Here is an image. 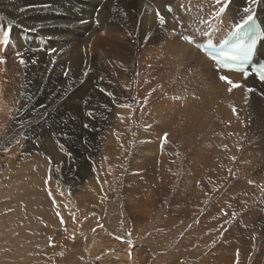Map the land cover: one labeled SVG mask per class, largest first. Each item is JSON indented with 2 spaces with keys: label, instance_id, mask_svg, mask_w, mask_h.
<instances>
[{
  "label": "bare ground",
  "instance_id": "bare-ground-1",
  "mask_svg": "<svg viewBox=\"0 0 264 264\" xmlns=\"http://www.w3.org/2000/svg\"><path fill=\"white\" fill-rule=\"evenodd\" d=\"M100 1L101 0H0V49H4L3 51H0V56H4L5 58V63L0 64V134H1L0 144L2 145L7 139L9 141L10 138L11 139L21 138L19 142L20 143L24 142L23 144L24 150L31 151L32 157L30 156V159L34 160V162H36L35 160H37V162L39 163L42 162L44 163L46 162L47 158L50 157L54 168L52 171H49L48 173L49 174L52 173L56 183L58 184L60 183L61 186H63V184L65 183H70L71 178L69 177V174H71V172H73L74 170L71 171L70 167H68V164H75V161H77L78 156L82 157L83 159V166L85 168L84 172L89 171L88 169L91 168L89 164L91 163L92 160L90 158L87 159V157L92 156L93 153L92 149L94 147V138L96 135L95 132L96 129H98L99 127L98 119H101V121H103V119L109 116V111L114 107V105H112L110 102L112 98L107 97L106 92L112 91L111 88L113 89L119 88V92H120L122 90L121 89L122 85H130V87L128 88L135 87L136 83H134V79L131 77L133 76L135 71L134 68H135L136 56H134L133 53L136 52L137 50H141L140 51L141 54L146 55L149 52L151 53L154 50H158L159 48L157 47L158 46L157 44H156L157 46H155L154 49L152 48L153 49L152 51H150L151 49H149L148 46L151 45L154 41H156L155 38L159 32L160 33L163 32V34H165V37L164 38L161 37L162 38L161 39L160 38L161 34L159 33L160 34L158 35L159 38H157L160 40H164L165 42L163 46H160L163 47L162 48L163 53H161L162 59L160 58L161 55L158 56L159 61L162 60L159 64L164 66V68L162 69L167 68L169 72L176 74L174 76L177 77L181 76L182 78L189 79L190 81L194 82V84L199 83L200 85H203L205 89H209L211 92L214 93H218L222 89H225L227 86L225 85V83H221L219 81L218 76L221 73H218L217 71L214 70L213 62L206 55L200 53V51L196 50V48L193 46L189 48V46L186 43L178 39V36L166 35V33L171 32L173 28H176L177 26L175 25L172 19L173 16L175 15L177 16V18L181 20V22L184 25H193V27L203 28L204 25L196 24L194 22L198 18H203L207 21L208 19H210L209 22L213 20L212 13H214L216 6L212 7V4L210 2L211 1L214 2L215 0H109L106 1L102 6V8L100 9V11H98V13L94 15L95 7L100 3ZM167 3H170L173 7L172 16L168 14L164 9V5ZM198 4L200 8L204 9L206 6H208V9L202 10L203 12L200 13V15L195 14L197 11L195 10L196 12H193L194 9L192 10V7L195 5L194 7L197 8L196 6ZM230 5H231L230 7L231 10L227 8L225 13L223 14L222 19L216 20L215 24L212 27L214 29H217L221 33H225L226 31L232 29L233 24L238 22L240 18L244 16L242 8L245 6V1L244 3H242L241 0L239 2L233 0V2ZM260 7L264 8V5H261ZM21 8L34 9V11L27 10L22 13L20 12ZM157 9H159L162 12V14L166 13V20H167L166 29H162L161 26L159 25V22L155 16V11ZM260 18H264V12L260 13V16L257 18V20L259 21ZM97 19L101 22L100 24L96 23ZM217 24H222L223 30L217 28L215 26ZM33 26H35L36 30L30 31L29 29H31ZM262 28L264 29V25H262ZM4 31L10 32L9 45L7 46L4 45L2 42ZM188 32H190L189 34H191L192 28H188L187 33ZM129 33H132V35H129ZM146 34H150L153 37L150 43L145 41ZM199 36H200L199 33H197L196 37L202 38ZM262 42H264V39L263 41L260 42L259 46L257 47V52L258 50L264 48V44H262ZM45 46L55 47L58 49L55 53L52 54L57 57V60L54 64L51 63L52 55H49L45 50H42L45 49ZM28 49H35V52L34 53L29 52ZM60 49H63V52H61ZM16 51H22L24 53V58L26 61H28L26 66H22L19 64L18 62L19 58L14 54ZM153 54L155 53H152L151 55ZM157 54L155 58L156 60H157ZM147 56L149 57L150 55ZM150 58H153V56L152 57L150 56ZM31 59H36L37 63L33 65L30 62ZM155 59L153 61H155ZM121 65H123V67H121ZM177 65H179V67H177ZM65 71L69 72L68 77L62 76V74ZM84 71H89L90 78L84 77L83 75ZM164 72L166 73V70ZM101 76H104L105 79L101 80L100 79ZM126 76L129 78L128 80L126 79L127 78ZM228 76L232 78L233 81L235 78H237L234 74H228ZM165 78L167 80V77ZM61 80H63L64 83H61ZM166 80L164 81L165 86H166V82H168V80L167 81ZM110 81L111 84H109ZM177 82L179 83L180 81L178 80ZM171 84L172 82L170 83V85ZM175 84L177 85V83ZM243 84L250 87L253 84H255L256 86L259 87L258 88L259 90H263L264 88L263 84L255 83L252 77L247 79ZM68 85H71V88H75V89L87 88L88 96L91 97V100L88 105V109L94 111V113L97 114L95 117L90 118L89 123H92L94 125L93 128L85 129L83 128L82 124L77 123L75 122L76 120L72 119L76 115H81L80 112L82 111L79 112L78 111L79 109L71 104L72 103L70 100L71 95L65 96L66 102H62L60 97L55 95V93H57L55 92V90L48 91L47 93L48 95H46L45 94L46 92L44 91V95H43L42 88L59 89V88H67ZM168 86H169V82H168ZM171 86L168 88H171ZM22 88H36V89L28 90ZM100 88H104L105 93H101L99 91ZM172 89L174 90V88ZM166 90H164L162 94ZM259 90H255L249 93V98L252 102L253 101L256 102V100L257 101L259 100V98H257L259 95ZM123 91L125 95L128 94L130 97L132 96L136 97L134 91L132 90L131 92V89L130 90L123 89ZM169 91H171V89L170 90L168 89L167 93ZM242 92H243L242 87L236 88L232 91L234 95L242 94ZM167 93L163 95H167ZM172 94H174V92H172ZM159 95L161 94H158V96ZM171 95H169V97ZM75 96L77 95L75 94ZM139 97L142 99L144 98L143 93L140 90L138 94V98ZM181 97L182 100H184L183 98L185 96L183 97L182 95ZM84 98H86V96ZM116 100L117 103L128 102L126 99L121 100L120 98L118 99V97H116ZM171 100H175V96L174 99H172L171 97ZM242 101L243 100H241L240 102ZM191 103L189 104V106L191 105ZM105 104H108L109 106L107 110H105L103 107H101V109L100 107H96V105L102 106ZM188 104L186 103V106ZM226 104L227 103H225V105ZM42 105L44 107H41ZM247 105H249V103ZM182 106L184 107V105ZM235 107L237 108V106ZM184 108L186 109V107ZM188 108L191 109L190 107L187 106V109ZM115 111H116L117 125L112 130L109 131V135L111 134L113 137L120 138L123 141L122 142L123 150L121 152V155L125 156L129 154L130 151L135 152L136 154L143 153L145 158L149 160L148 161L149 165L146 168L148 171H152V172L155 171L156 173L157 170L164 168V166H166V163H168V160L163 165L157 162L158 161V157H156L157 154L156 156L152 157L153 154L151 155V152L152 151L155 152L156 147L151 148L150 143L144 141L148 139L140 135V141H144L145 144H142L141 146L138 144L136 135L139 136L138 134V130L140 128L139 124L143 119L141 115L140 116L138 115V117L140 118L137 117L136 120H133L129 115V111L127 109L117 108ZM45 112L48 113V115H44ZM240 113H242L241 115H245V112L243 114L241 110ZM234 115L237 116L236 114ZM121 116H123V120H121L120 118ZM246 116L247 115H245V118ZM153 117L155 118V116ZM234 119L232 118L233 121ZM135 121L137 122V124L140 121V123L136 125V127H135V123H136ZM154 122L156 123L155 120ZM62 133H66L67 135H63ZM133 133H135V135H133ZM59 136H61V139H59L60 138ZM133 137H134L133 144L132 146L129 147V139ZM81 138H83L84 141L88 142L87 147L82 142ZM59 143H63L65 145L64 151L60 150ZM16 149L15 151H17L19 148L17 150ZM19 150H21V148ZM69 151L73 153L74 159L68 157L67 153ZM9 152L8 154H10ZM230 152L231 154L228 156V160L232 162L233 165H235L236 160L235 161L232 160L231 157L235 156L236 159H238V156L236 155L237 152L236 151L234 152L233 149ZM26 155L28 154L26 153ZM4 156L6 157V155ZM45 156L47 158H45ZM42 157L43 159H41ZM162 157L164 158V155ZM24 161H28V160L27 159L25 160L24 158ZM160 161L162 162V158ZM252 161H254V164L256 163L255 160ZM143 164H140V166H143ZM168 165L169 164H167V166ZM197 168L200 169L202 168V170L200 171H202L204 174H206L207 171H209L208 175H206V177L208 178L205 179L203 177L204 174L203 175L197 174L198 176L195 175L196 179L192 180V181L197 180L198 184H202L204 185V187L207 188V190H205L204 187L200 186L201 189L200 192L199 193L196 192L197 195L196 198H198L197 200L199 202V206L203 207L200 208L202 210L205 208V206H208L211 201H214V199L219 196L218 192L216 193L212 192V188L216 185H219L216 182L218 178L217 177L218 171L217 173L211 172V170L213 169L209 170V168L207 169L205 165H202V167L195 166V168L193 169L197 170ZM47 170L48 169L46 168V170L44 171L46 172ZM38 174H41V171L39 169L35 171L32 175L31 174L30 175L34 177V175L36 176ZM165 175L167 176L168 174ZM77 178H81V176L77 175ZM139 186L142 187L140 183H138V186L136 185L133 187L136 188V190H140L141 188L137 189V187ZM246 186L240 189L241 190L240 196H242L240 199H243L241 201V207L243 208L244 206L242 203L244 200L248 201L250 207L246 213L241 212L240 215L237 216L239 222L241 221L240 226H235V225L233 226L232 231L234 232V234L236 233V236H234L235 238L232 239L231 242L229 243L230 244L232 243V245L237 244L236 247L241 248V251L238 254V264H264V216L260 217L261 220L256 219L255 216L260 214V210L258 209L259 211L258 210L255 211L253 208L255 212L254 211L252 212L251 206H253L252 204H254V200L257 193L255 194L251 190H249L250 192L248 193L247 190L251 189V187L249 186L246 187ZM94 188L95 185L92 186V189L94 192L95 191L97 192V189ZM238 190L239 189L235 188L233 191L232 189L231 194L238 195ZM205 191L209 192V195L212 197L207 205L204 204V200L208 199L209 195H206ZM243 193H247V196L242 195ZM120 194L118 196H120ZM147 198L148 195L146 194V199ZM149 198L150 201H152L150 203L151 205L152 203L157 204V201H154L152 199L151 194L149 195ZM69 199L65 198L62 199V201H59L57 198L56 200L53 199L54 202L57 204V208H59L57 210H59L61 213L59 217L55 215L57 218H60L59 221L60 224L58 226L55 222L56 220L54 221L55 218L52 213L53 211L50 212H48L49 210L45 211L46 217L41 215L44 219H48L49 222L46 221L47 225L50 224L52 225L50 229L49 226H47L46 228L47 232L46 233L44 232V234H46L47 236L46 244H45L47 246L42 250V252L47 253L49 257L53 256L54 258L55 257L59 258V259H54L56 264H152L153 263V262L150 263L147 262V258L141 256L143 251L141 249V246H139L140 245L139 243L142 241L146 242L148 238L146 239V238L138 237L139 236L137 230L138 227L136 226H138L139 224L137 222L136 223L134 222L135 226L134 225L131 226L133 228V234H135L134 236H137L138 239L140 238L141 241L140 240L134 241L131 245H129L127 243V234H126L127 232L122 233L121 231H119V229H116L117 227L115 228L114 224L112 223L111 220L109 221V219L106 220V222L103 221L102 217L106 215V217L108 218L110 216V212H112V209H114L115 205L112 204L113 203L112 201H111L112 203L109 204L107 203L108 205L106 203L102 205L103 203L102 202L101 203L102 206H100L101 208L98 207L100 208L101 211L100 213L101 214L104 213L103 216L101 214L99 215V213L97 214L96 212H93L91 209H90L91 211L89 210V212L91 214L96 213L95 215L82 214L84 213L82 211L81 214L73 213L74 214V215L72 214L73 216L70 214H69L70 216H68L64 212H67L68 210H72L76 206L79 207V205H76L74 201H71ZM106 199L108 198L106 197ZM233 199L236 200V197L234 196ZM46 203H48L49 205L50 204L49 200H46ZM121 203H125V201L122 200ZM231 205L235 207V204H231ZM236 207L240 208L238 206ZM117 209H120L119 211H123L122 209H124V207H122L121 205ZM226 209L229 210L228 208ZM124 216H127L128 220L130 216V218L131 219L133 218L135 221L142 218L141 214L129 215V211ZM85 217H87V219H85ZM61 218L64 221L63 223H61ZM194 220L192 224L197 226H202L203 223H197ZM51 221H53V223H51ZM202 221H204V219ZM256 222L257 224H259L258 229L256 226ZM98 223L103 224L104 228L103 229L98 228L97 227ZM79 224L81 225V227L79 226ZM127 225L128 227L130 226L128 221H127ZM92 229H95L94 234L97 235L95 239L92 237L93 236ZM174 231L175 230H172V233H174ZM218 232L219 231L216 228L209 227V231L205 229L197 237L194 236V233L192 232L188 233V235H186L185 237L183 236L180 237L182 239L179 240L182 241L179 244L181 245V247H183V249L185 248V250L190 246L191 243H194L193 246L194 249L190 251V255L191 253H193V256H191L190 259L191 261L194 262L192 264H222L223 257L221 252L222 249L221 247H219L220 242L217 237L219 236ZM71 236L72 237L75 236L76 238V240L73 243H69L71 240ZM117 236L124 237V239L118 240ZM253 236H255V239H253ZM131 238L132 241L135 239V237L133 238L132 234H131ZM168 239L167 241L163 242L166 244V248L164 251L166 256L165 258H162V260L159 261V264H175V261L171 262L172 260L171 255L173 256L174 254L173 251L177 249L176 247L178 246L177 244L178 241L174 243L175 239H173L172 242H170V240ZM214 240L215 243H213ZM148 241L153 243L152 239ZM148 241L146 244H149ZM233 241L237 243H234ZM253 245H255V247H253ZM145 247L147 246L145 245ZM143 249L145 248L143 247ZM249 252L251 253V256L250 258L248 257L249 259L247 260L245 254ZM259 254L261 256L260 258L257 257L259 256ZM231 256L232 257H230V259H227V261L229 262V260H231L230 264L231 263L237 264V253H235L234 251ZM183 257L181 255V258ZM37 261H40V263H36V264H42V263L53 264V261L44 262L41 259ZM32 264H34V262ZM153 264H157V263H153Z\"/></svg>",
  "mask_w": 264,
  "mask_h": 264
},
{
  "label": "rangeland",
  "instance_id": "rangeland-1",
  "mask_svg": "<svg viewBox=\"0 0 264 264\" xmlns=\"http://www.w3.org/2000/svg\"><path fill=\"white\" fill-rule=\"evenodd\" d=\"M236 1L239 2L240 0ZM244 1L245 0H241L242 3H244ZM232 2L233 0H230V4ZM210 3L212 4V7L216 6L215 1H211ZM230 4L228 9H230L231 7ZM194 6L192 7V10L194 9L193 12H199L195 13L198 15L203 12L202 10L208 9V6H206L204 9L200 8L199 4L196 6L197 8H195ZM174 17H176V15L173 16V21ZM209 20L210 19H208V21ZM159 33L158 35L161 34L160 38L165 37V34H163V32H161L160 34ZM158 35L155 38L156 41H158H154L151 44L152 46H148L149 49H151L150 51H152L155 46L158 45V50H154L151 53L149 52L150 54L148 53L146 55H142L140 52L141 50H137L133 53V55L136 56L134 68L135 71L133 74L134 77H131L134 79V83H136V85L134 88L124 89H131V92L133 90L136 95V99L142 102L143 99L140 97L138 98L139 90L143 93V97H145L148 95L151 89L156 88L158 84L164 85L163 90L157 88V91L149 97V103L144 107L143 111H141L139 105L135 104L133 109L127 110L129 111V115L133 120H136L138 115H141V117L143 118L141 123L140 121L138 122V124L140 123V128L138 130L139 136L136 135L138 144L141 146L142 144H145V142H147L150 143L151 148L156 147L155 152H151V155L153 154L152 157L156 156L157 154V162L163 165L168 160L166 166H164V168L160 170H157L155 173V171L152 172L146 169L149 165V160L145 158L143 153L136 154L135 152L130 151V153L127 154L128 156L121 155V152L123 150V141L120 138L113 137L111 134V136L109 135V131L117 125L115 110L119 107L116 106H114L109 111V116L103 119V121H101V119H98L99 127L95 132L96 135L94 138V147L92 149L93 153L92 156L87 157V159L90 158L92 160L90 163L91 165L89 164L91 168L88 169L89 171L84 172L85 168L83 166V159L82 157L78 156L75 164H68V167H70L71 171H74L69 174V177L71 178L70 183H65L63 184V186H61L60 183V185L56 183L52 173H48L54 168L50 157L47 158L45 156V158H47V163H39L37 162V160H35L36 162H34V160L30 159V156L32 157L31 151L23 149L24 142H21L19 144L16 143V141L21 140L20 137V139L16 138L17 140L10 138L8 141L7 139L2 144L3 146L0 144V264H32L33 262L34 264H36L40 263V261H37L39 259L43 260L44 262L53 261V264H56L54 259L59 258H54L53 256L49 257L47 253L42 252V250L47 246L45 245L47 236L46 234H44V232H47V226H49V229L52 227L51 224H46V221L49 222L48 219H44L42 217H46L45 211H53L52 213L55 218L54 221L56 220L55 222L57 226L60 224V218H57L59 217L57 213H61L59 210H57L59 208H57V204L54 202L56 198L59 201H62V199L65 198H70L69 200L74 201V203L76 205H79V207L81 205L80 208L76 206L74 209L64 212L68 216L72 215L73 213L81 214L82 211L84 212L82 214L90 215V209L97 214L99 213L100 215V206H102L104 203L109 204L113 202L112 204L115 206L114 209H112V212H110V216L107 218L104 213L101 214L102 216L104 215L102 217L103 221L106 222V220L109 219V221H112L115 228L117 227L116 229H119V231H121L122 233L130 232L133 235V238L135 237L133 242L140 240V238L138 239L137 236H134L135 234H133L132 226L134 225V222H137L139 224L138 226H136L138 227V237L146 239L148 238L147 241L150 239L153 240V243L148 241L149 244H146L147 241H142L139 243V246H141V249L143 251L141 256L147 258V262H153L157 264H159V261L166 256V254L164 253L166 244L163 242L167 241L168 238L170 242H172L173 239H175L174 243L178 241L177 244L180 247L179 248L177 246V249L173 251L174 254L173 256L171 255V262L175 261V264L194 263L190 260L191 256H193V253H191L190 255V251L194 249V243H191L190 246L185 250V248L183 249V247H181V245L179 244L182 241L179 240L182 239L180 237H185L190 232L194 233V236L197 237L202 233L203 230L207 229L209 231V227L216 228L217 230L220 229V225L223 223L224 219L228 218L225 216H221V210L227 212L229 216L231 215V212L233 210L240 212V209L242 208L241 201L243 200L240 199L242 197L240 196V189L244 188L246 185L251 187V189L247 190L248 193L250 192L249 190H251L253 191V193L258 194H256V197H258H255L254 204H252L253 206H251L252 212L258 209L260 210V214L257 213L259 216H255L256 219L261 220L260 217L264 216V204L260 203L261 199L264 198V194H260L261 191L258 187L259 184H264V90H259V87L255 84H253L251 87L243 84L242 94L234 95V93H229L227 91V88L222 89L218 93H214L209 89H205V87L203 85H200L199 83L194 84V82L190 81L189 79L182 78L181 76H174L176 74L169 72L167 68L162 69L164 68V66L159 64L162 60L159 61L158 56L161 55L160 58L162 59L161 53H163V47L160 46H163L165 42L164 40L157 39L159 38ZM166 35L168 34L166 33ZM156 51L158 54L156 53ZM152 53L155 54L151 55ZM156 54L157 60L155 59ZM147 55H150L151 57L153 56V58H150V56L148 57ZM154 59L155 61H153ZM163 70H166V73ZM137 73H139L138 76L136 75ZM165 77H167L169 86L168 82H166V86L164 84V81L166 80ZM126 79L128 80L129 78L127 77ZM178 80L180 81L179 83L177 82ZM170 81L172 82V86L170 85ZM175 83H177L178 86ZM167 86H171V88H168ZM167 88L169 90L171 89V91L168 92L169 95L174 92V94H172L170 97L167 93ZM172 88H174V90ZM247 88H252L253 91L259 90L260 96L257 94V98H259L258 101L256 100V102H252L250 100L249 93L251 92H247ZM22 89L35 90L36 88ZM63 89L65 88H42V91L43 95L44 91L46 92L45 94L48 95V91L55 90V92H59ZM111 89L114 93H119V88ZM164 90H166L165 92L167 93V95H163L165 94V92L162 94ZM75 94L77 96H75ZM158 94L161 95L158 96ZM68 95H71V104L74 105V107H77L79 109V112L82 111L80 112L81 115H76L72 119L76 120L75 122L82 125L84 123H89L90 118L86 115L87 111L89 110V103L84 104V100L89 98L87 88H71L67 92L66 96ZM182 95L183 97H186L187 102L184 97V103V100H182L181 97ZM85 96L86 98H84ZM124 96L117 97L118 99H126L128 102L133 103V101L127 99L128 97H130L128 94ZM174 96L179 97V99L176 100L175 98V100H171V97L172 99H174ZM168 97L170 98V100ZM160 99H162L163 101ZM188 100L190 101V103L192 101L190 106ZM241 100L243 101L240 102ZM245 100L247 103L245 102ZM176 102L179 104H177ZM186 103H189L187 106L191 109H187ZM225 103L227 104L225 105ZM248 103L249 105H247ZM231 104L237 106V108L235 107V114L237 116L234 115L232 108L229 106ZM182 105H184L186 109ZM241 108H244L245 110ZM240 110L241 112H243V114L245 112V115H247L246 118L245 115H241L242 113H240ZM153 116H155V118ZM231 117L233 119L235 118L234 121ZM154 120L156 121V123L154 122ZM260 120L262 123L260 122ZM138 124L136 122L135 127ZM141 125L144 126L141 127ZM165 133L167 134L168 141L166 144L161 146L162 139ZM140 135L148 140H144L145 142L140 141ZM59 137V139H61V136ZM133 141L134 137L129 139V147L132 146ZM16 146L17 149L21 148V150H17ZM15 149L17 151H15ZM232 149L234 152H237L236 155L238 156V159H236L235 161V165H233L232 162L228 160V156L231 154L230 151ZM3 151H5L6 153ZM8 152L10 154H8ZM26 153L28 155H26ZM177 153H179V155H177ZM4 155H6V157ZM163 155L165 159L162 157ZM160 157L162 158V162L160 161ZM24 158L28 161H24ZM41 159H43V157ZM252 160H255V162L258 164H254V161ZM140 164H143V166H140ZM167 164H171V167L169 165L167 166ZM202 165H205L207 169L209 168V170L213 169L211 170V172L217 173L218 171V178L216 182L219 185H228L226 194L225 190L219 191V196L215 198L214 201H211L208 206H205V208L202 209L203 211L200 209L203 207L199 206V202L197 200L198 198H196V192L199 193L201 190L200 186L204 187V185L198 184L197 180L192 181L196 179L195 175L198 176L200 174H204L202 171H200L202 170V168H197V170L193 169L195 168V166L202 167ZM249 167L252 169H250ZM46 168L48 170L45 172L44 170H46ZM230 168L237 173V177L229 176L228 169ZM38 169L41 171V174H38L36 176L34 175V177L31 176ZM208 173L209 171H207V173L203 175L205 179L208 178L206 177ZM165 174L168 175L166 176ZM77 175H80L81 178H77ZM237 178L240 181L238 184H236ZM248 180H251L252 183H248ZM138 183L142 185V187H137V189L141 188L140 190H136V188L133 187L136 185L138 186ZM233 184L236 185V189H239L238 195L231 194L232 189L233 191L235 189L231 188V185ZM93 185H95L94 189H97V192L93 191ZM204 189L207 190L206 187H204ZM119 194L120 196H118ZM146 194L148 195L147 199ZM150 194L152 195V199L154 201H157V204H150L152 202L149 198ZM205 194L209 195V192L205 191ZM242 195H244V193ZM234 196L236 197V200L233 199ZM106 197L108 199H106ZM46 200H49V205L48 203H46ZM122 200H124L125 203H121ZM228 204H235V207L232 205V208H228ZM121 205L122 207H124V209H122L123 211H119L120 209H117ZM236 206L240 208H237ZM54 208L57 211H55ZM226 208H228L229 210H227ZM199 210H201L202 212ZM128 211L129 215L141 214L142 218L135 221L129 216L128 220L127 216H124L126 213H128ZM96 213H92L91 215H95ZM214 216H218L220 217V219L213 220ZM203 219L204 221H202ZM193 220L197 223H203L202 226L192 224ZM127 221L130 224L129 227L127 225ZM240 222L238 218H236V220H234L230 225H226L225 227L228 230L224 232L223 236L220 235V231H222V229L218 230L219 236L217 237L220 242L219 247H221L222 249V264H230L231 260H229L228 262L227 259H230V257H232L231 255L234 251L237 254H239V252L241 251V248L236 247L237 244L232 245V243H229L232 239L235 238L234 236H236V233L234 234V232L232 231L233 226H240ZM51 223H53V221H51ZM189 225L191 227H189ZM258 225L259 224H257L256 222L257 229ZM79 226L81 227L80 224ZM166 227L168 228V230ZM189 229H192L193 231ZM172 230H175L174 233H172ZM92 235L94 239L95 237H97L94 232ZM75 240V236H71V240L69 243H73ZM233 242L237 243L235 241ZM145 245L149 248L145 247ZM143 247L145 249H143ZM181 255L182 257H184L181 258ZM250 256V252L245 254L247 260L250 258ZM257 257L260 258V254Z\"/></svg>",
  "mask_w": 264,
  "mask_h": 264
},
{
  "label": "snow or ice",
  "instance_id": "snow-or-ice-1",
  "mask_svg": "<svg viewBox=\"0 0 264 264\" xmlns=\"http://www.w3.org/2000/svg\"><path fill=\"white\" fill-rule=\"evenodd\" d=\"M230 4V0H215V11L214 13H212L213 16V20L211 22L203 19V18H198L194 23L196 24H200V25H204L203 28L200 27H193V25H184L183 23L180 22L179 18H174L177 21V24L179 25V32L177 31L176 28H173V30L169 33H167L170 36H178V39L184 43H186L189 48H191V46H195L196 50L200 51L201 53H204L206 56H208L211 61L214 64V70L217 71L218 73H223L224 70H238V71H242L244 74L245 78H248L250 76L253 77H257L259 81L264 82V62H261V60H264V48L258 50L257 52V60L254 63L249 64V60L252 56L253 53V49L256 46V42H257V38L259 35H264V29H258L257 27V18L260 16L261 12H264V8L260 7L261 5H264V0H245V6L242 8V11L244 13V16H242L239 20V22H236L233 24L232 26V31L229 33V35L235 37V42L231 43L229 45L228 50H213V48L211 47L210 44H203L201 42L198 41L196 34L199 33V35L201 37H208L209 36V32L211 31L213 25L215 24V21L218 19H222L223 14L225 13L226 9L229 7ZM27 10H33L34 9H25V8H21L20 12H25ZM173 11L172 7L169 5L167 8V13H171ZM155 16L159 22V25L161 26L162 29H166L167 28V20H166V13L162 14V12L157 9L155 11ZM97 24H100L101 22L97 19L96 20ZM259 23L261 25H264V18H260ZM217 28H220L221 30H223V26L222 24H217L215 25ZM188 28H192V33L191 34H187V29ZM30 31H35V26H33L31 29H29ZM129 35H132V33H129ZM9 36H10V32L9 31H4L3 33V44L4 45H9ZM152 36L150 34H146L145 36V41L146 42H151L152 40ZM225 44H229V42L227 40L224 41ZM262 44H264V42H262ZM4 49H0V51H3ZM45 50L47 52V54L52 55L53 53H55L58 49L55 47H48L45 46ZM29 52H35V49H28ZM61 52H63V49H60ZM18 58V62L20 65L22 66H26L28 61L25 60L24 58V53L22 51H16L14 53ZM185 55V53H184ZM57 60V57L55 55H52V60L51 63H55ZM33 65H35L37 63L36 59H31L30 61ZM5 63V58L4 56H0V64ZM121 67H123V65H121ZM177 67H179V65H177ZM250 69V71H249ZM84 77L86 78H90V73L89 71H84L83 72ZM137 76L139 75V73L136 74ZM62 76L64 77H68L69 76V72L65 71ZM219 80L224 82L225 84L229 85L227 91L229 93H231L233 91V89L239 88V87H243L242 84L234 82L232 78H230L228 75H224V74H219L218 76ZM101 80L105 79L104 76L100 77ZM61 83H64L63 80H61ZM109 84H111V81L109 82ZM130 87V85H122L121 88L122 90L119 93H114L113 91H107L106 95L111 99V104L122 108V109H133L134 108V104L135 105H139L141 111H143L144 107L148 105L149 103V97L157 91V88L163 90L164 85L162 84H158L156 86V88L151 89V91L148 93L147 96H145L143 98V101L141 102L140 100L136 99V97L132 96V97H128L127 99L133 101V103L130 102H121V103H117L116 97L117 96H124L125 93L123 91L124 88H128ZM71 89V85H68L67 88L55 93V95L59 96L62 102H66L65 101V96L67 94V92ZM99 91L101 93H105V89L104 88H100ZM247 92H252L253 89L252 88H247L246 89ZM166 94V93H165ZM176 99H179V97H175ZM91 100V97H89L88 99L84 100V104H88ZM41 107H44L43 105ZM96 107H103L105 110L108 109V104L105 105H96ZM230 107L232 108L233 113H236V108L234 105H230ZM18 115V112H17ZM44 115H48V113H44ZM87 117L89 118H93L95 117L97 114L94 113V111L92 110H88L86 113ZM121 120H123V116L120 117ZM144 125H141V127H143ZM94 125L92 123H84L83 124V128L85 129H89V128H93ZM150 127V126H149ZM63 135H67L66 133H62ZM133 135H135V133H133ZM82 142L85 144V146L87 147L88 142L84 141L83 138ZM168 141V137L167 134H164V137L162 139V144L161 146H163L164 144H166ZM17 144H19V141H16ZM59 147L61 151H64L65 145L63 143H59ZM7 150V149H5ZM68 157L73 158V153L71 151H69L67 153ZM177 155H179V153H177ZM232 160H236V157L233 156L231 157ZM228 174L230 177H237V173L234 172L231 168L228 169ZM47 182V181H46ZM240 181L237 178L236 179V184H238ZM248 183H252L251 180L247 181ZM235 184L231 185L232 188H235ZM260 191L262 194H264V184H259L258 185ZM228 188L227 184H221V185H216L212 188V192L216 193L219 192L221 190H225V194H226V190ZM245 196H247V193H244ZM212 197L209 195L208 199L204 200V204H208L209 200ZM243 208L240 209V212H247V210L249 209V204L247 200H244L243 202ZM261 204H264V198L261 199L260 201ZM228 208H232L231 204L227 205ZM240 212H237L235 210H233L231 212V215L229 216V214L227 212H224L223 210H221V216H225L228 217L227 219H224L223 223L220 225V229H222V231H220V235L223 236L224 232H226L228 229L225 227L226 225H230L234 220H236L237 216L240 215ZM57 215L59 216L60 214L57 213ZM85 219H87V217H85ZM220 219V217L218 216H214L213 220H218ZM63 219L61 218V223H63ZM98 228L103 229L104 225L98 223L97 224ZM189 227H191L189 225ZM218 229V230H220ZM93 232H95V229H92ZM117 239H124V237H120L117 236ZM253 239H255V236H253ZM127 243L129 245H131L133 243L132 238H131V233H127ZM213 243H215V240L213 241ZM253 247H255V245H253ZM237 264H238V254H237Z\"/></svg>",
  "mask_w": 264,
  "mask_h": 264
}]
</instances>
